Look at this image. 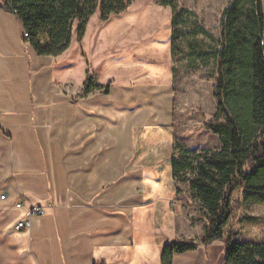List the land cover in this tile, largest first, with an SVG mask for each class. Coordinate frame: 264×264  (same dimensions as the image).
Wrapping results in <instances>:
<instances>
[{
    "label": "crops",
    "instance_id": "crops-1",
    "mask_svg": "<svg viewBox=\"0 0 264 264\" xmlns=\"http://www.w3.org/2000/svg\"><path fill=\"white\" fill-rule=\"evenodd\" d=\"M132 8L103 22L107 40H124L101 47L122 80L104 75L94 84L110 83L107 94L81 96L83 87L71 95L49 86L52 57L38 62L0 7V264H161L164 245L189 243L171 178V16L159 25ZM15 41L25 43L23 54ZM4 82L28 95L10 96ZM28 204L42 215L17 231ZM172 264H224L223 244L176 254Z\"/></svg>",
    "mask_w": 264,
    "mask_h": 264
},
{
    "label": "trees",
    "instance_id": "trees-1",
    "mask_svg": "<svg viewBox=\"0 0 264 264\" xmlns=\"http://www.w3.org/2000/svg\"><path fill=\"white\" fill-rule=\"evenodd\" d=\"M134 0H2L1 9L20 24L23 41L38 57H58L84 37L92 16L100 22L127 11ZM171 13L170 57L191 72L205 71L214 79V121L207 129L218 138L214 151L188 150L173 144L171 178L187 186L189 197L206 213L208 226L200 245L223 244L224 264H264V243L236 242L225 233L231 217V197L240 189L248 204H264V8L262 0H230L220 15V36L214 39L195 15L175 0H154ZM175 73V68H172ZM81 96L107 94L110 83L90 78ZM194 243L163 246L161 264L194 251Z\"/></svg>",
    "mask_w": 264,
    "mask_h": 264
},
{
    "label": "rangeland",
    "instance_id": "rangeland-1",
    "mask_svg": "<svg viewBox=\"0 0 264 264\" xmlns=\"http://www.w3.org/2000/svg\"><path fill=\"white\" fill-rule=\"evenodd\" d=\"M175 1L180 8L192 12L197 21L214 39H219L220 15L230 0ZM262 4L264 8V0H262ZM132 5V14H138V10L143 9L150 16L156 15L157 22L162 21L159 25L168 23L171 16L168 8L160 9L162 7L155 5L154 0H134ZM103 24L99 21L97 14L92 16L86 26L84 37L78 41L77 22L73 23L71 44L68 50L62 55L52 58V78L49 86L63 87L62 90L67 88L69 94L72 93L71 95H73V92L78 90L77 88L80 90L83 87L84 89L85 83L91 77L93 83L99 81L98 79L104 75L115 81L122 80L118 67L113 68L114 70L107 68L109 66H106L107 63L104 62L102 48L109 46L120 48L122 46L121 41L124 40L118 38L114 41L112 39L111 42L107 40L109 39L108 26ZM18 44L15 41L19 53L24 52L25 43L20 42ZM128 47H132V45H128ZM17 48L15 47L16 53L18 52ZM17 58L18 65H20L19 70L23 73V55L18 54ZM37 59L39 62L40 57ZM172 66L175 68V73H172L174 85L172 152L174 142H179L192 151L217 150L220 147L218 138L207 129V125L214 121L216 109V101L213 98L214 79L209 78L205 71L191 72L187 70L183 61L172 62ZM37 77L42 79L40 76ZM4 89L10 91V96L28 95L27 87L18 93L14 84L8 85V82L4 85ZM43 125V122H37L38 128H43ZM4 183L10 190L15 186L12 176L6 178ZM174 187L182 214L180 224L182 227L185 224L190 226L189 240L186 241L200 245L208 226L207 215L198 203L189 197L187 186L174 184ZM224 232L234 233L236 242L264 243V204L245 203L242 199L241 190H235L231 197V217Z\"/></svg>",
    "mask_w": 264,
    "mask_h": 264
},
{
    "label": "built area",
    "instance_id": "built-area-1",
    "mask_svg": "<svg viewBox=\"0 0 264 264\" xmlns=\"http://www.w3.org/2000/svg\"><path fill=\"white\" fill-rule=\"evenodd\" d=\"M22 38L27 39V34H23ZM7 197V191L3 192L0 195V200H5V198ZM24 206V202L23 201H19L17 202L14 207L16 209H20ZM27 217L25 219V221H21L16 225V230L17 231H21V230H25V229H29L30 227V221L33 217H39L42 215V210L40 207H37L35 205L32 204H28L27 206Z\"/></svg>",
    "mask_w": 264,
    "mask_h": 264
}]
</instances>
